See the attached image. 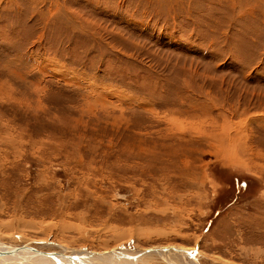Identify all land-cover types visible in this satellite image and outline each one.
Segmentation results:
<instances>
[{"label":"rangeland","instance_id":"obj_1","mask_svg":"<svg viewBox=\"0 0 264 264\" xmlns=\"http://www.w3.org/2000/svg\"><path fill=\"white\" fill-rule=\"evenodd\" d=\"M1 243L264 264V0H0Z\"/></svg>","mask_w":264,"mask_h":264},{"label":"bare ground","instance_id":"obj_2","mask_svg":"<svg viewBox=\"0 0 264 264\" xmlns=\"http://www.w3.org/2000/svg\"><path fill=\"white\" fill-rule=\"evenodd\" d=\"M218 149L221 152L224 150L221 146H219ZM12 230H14V229H12ZM49 252H51L53 254L52 255L47 254ZM69 255L75 256L73 254H68V253H65L62 251H45V250H41V249H37V248L36 249L35 248H29L26 245H8L5 243L0 244V257L17 258V259H19L20 262L30 261V260H35V259L41 260V258H45L46 260L48 259L51 261H58L59 263H62V264H85L83 262V260L80 259V256H78V257L75 256V258L70 259V258H68Z\"/></svg>","mask_w":264,"mask_h":264},{"label":"water","instance_id":"obj_3","mask_svg":"<svg viewBox=\"0 0 264 264\" xmlns=\"http://www.w3.org/2000/svg\"><path fill=\"white\" fill-rule=\"evenodd\" d=\"M47 254L52 255L53 253L49 252V253H47ZM68 258L73 259V258H75V256H71V255H69Z\"/></svg>","mask_w":264,"mask_h":264}]
</instances>
